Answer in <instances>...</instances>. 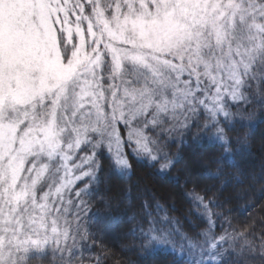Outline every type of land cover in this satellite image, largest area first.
<instances>
[{
	"label": "snow or ice",
	"instance_id": "obj_1",
	"mask_svg": "<svg viewBox=\"0 0 264 264\" xmlns=\"http://www.w3.org/2000/svg\"><path fill=\"white\" fill-rule=\"evenodd\" d=\"M257 109L264 119V0H0V264H85L101 225L121 220L141 255L264 264V235L217 233L220 202L196 190L203 176L227 183L224 163L240 168L248 138L229 132L255 127ZM189 141L229 145L215 171L185 163L200 223L186 229L130 187L112 214L110 175L129 178L132 157L170 176L185 159L172 145Z\"/></svg>",
	"mask_w": 264,
	"mask_h": 264
},
{
	"label": "trees",
	"instance_id": "obj_2",
	"mask_svg": "<svg viewBox=\"0 0 264 264\" xmlns=\"http://www.w3.org/2000/svg\"><path fill=\"white\" fill-rule=\"evenodd\" d=\"M232 111L236 112L237 109L233 108ZM250 114L251 110L249 113H244L246 117ZM251 120L255 127L237 124L236 128L229 132L230 137L247 135L248 138L249 151L245 153L240 168H234L228 163L222 165L226 172L234 173L227 178V183L221 184V181L207 176L201 177L198 182L196 190L203 195V188L210 187L211 191L208 195H215L221 205L215 210L225 213L227 222L217 221L218 225L223 223L222 228L219 226L216 228L217 233L225 229L229 232L235 229L248 230L257 237L264 235V119L261 118L259 109L251 115ZM192 131H202V129L193 128ZM226 146L229 145L209 142L194 144L191 141L188 145H172L171 150L182 152L185 159L172 168L170 176L167 177L158 173V165L153 166V163L146 160L138 161L129 157L133 165V174L129 178H123L118 174L110 175L108 183L101 190V196L113 198V203H118L119 208L114 207L112 214L123 216L127 208L126 189L130 187L134 195L150 190L168 208L169 215L177 218L187 229L189 221L186 217L190 216L196 223L200 221L189 211L192 203L184 195L185 191L193 188L192 183L185 184V163L195 156L197 160L215 171L221 166L218 161L224 156ZM230 147L235 150L237 145L232 143ZM198 167L200 172L204 171L202 166ZM176 177H179L178 184ZM94 205L103 208L99 199L94 201ZM134 210V208L128 210V214L130 215ZM129 227L130 225L124 220L111 227L101 225L102 238H93L96 239V244L90 252L85 253L86 257L93 259H86L85 264H95L96 256H102V264H171L172 258L164 250H159L150 256L141 255L139 248L135 247L139 241L129 234ZM32 264H51V257H34Z\"/></svg>",
	"mask_w": 264,
	"mask_h": 264
}]
</instances>
